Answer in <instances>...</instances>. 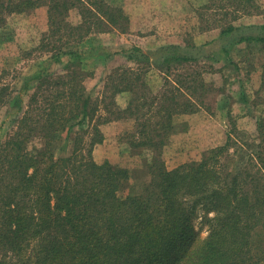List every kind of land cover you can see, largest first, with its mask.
<instances>
[{"label": "trees", "instance_id": "trees-1", "mask_svg": "<svg viewBox=\"0 0 264 264\" xmlns=\"http://www.w3.org/2000/svg\"><path fill=\"white\" fill-rule=\"evenodd\" d=\"M220 2L215 11L222 14L229 13L230 6V11L245 7L247 12L259 7L257 0ZM41 5L47 7L48 30L38 48L49 56L23 79L16 95L27 93L26 108L16 104L20 115L12 122V132L0 140V264H264L262 123L256 120L258 136L247 142L256 150L243 165L239 161L229 169L221 158L232 141L228 134L225 143L204 151L200 160L167 168L162 149L174 128V114L200 108L196 92L203 88V78L188 72V79L179 74L173 79L166 70L163 84L168 87L148 93L141 67L115 66L103 77L102 95L92 96L84 85L82 54L72 44L92 32L126 31L128 15L106 0H0V28L6 13ZM72 8L80 13L79 23L67 20ZM219 37L221 42L208 43L219 47L200 57L228 55L230 47L241 42L264 48V23L229 21L220 26ZM193 49L167 44L145 51L129 46L120 53L138 66L154 62L169 68L172 63L197 62ZM59 63L63 73L53 75L50 67ZM8 92L9 85H0V107ZM120 92L130 93L125 108L115 103ZM101 109L116 117L135 115L136 128L127 133V143L133 151L145 147L156 153L148 171L134 177L133 192L124 197L118 189L129 178L128 169L97 163L90 151L78 150L86 132L90 144L102 140L98 124L110 115L99 114ZM77 125L82 132L73 134ZM61 133L73 137V148L68 155L56 156L53 145ZM199 210L208 227L205 236L195 229Z\"/></svg>", "mask_w": 264, "mask_h": 264}, {"label": "rangeland", "instance_id": "rangeland-1", "mask_svg": "<svg viewBox=\"0 0 264 264\" xmlns=\"http://www.w3.org/2000/svg\"><path fill=\"white\" fill-rule=\"evenodd\" d=\"M106 2L113 7H120L126 15L129 13L133 15V11H136L138 4L142 1L106 0ZM257 2L258 9L252 8L251 12H247L248 8L245 7H235L234 11L237 9L238 11L233 14L231 12L234 11H230L232 8L230 6L226 8L229 13L222 14L215 11H219L220 0L215 3L210 0H151L152 6L148 16L157 17L160 20L164 15H167L171 18L169 21L165 19L150 23L147 15L142 13L141 15L137 14L138 19H134V26L138 30L135 28L131 32L129 16L126 31L110 30L135 34L134 38L140 40L142 45L137 47L145 51L162 45L174 44L185 48L192 47L194 53L199 55L197 62L188 65L172 63L171 67L167 68L161 62L160 65L153 62L148 66L144 62L138 66L136 62L128 60L120 53V49L125 45H111L109 48L113 49H108L111 54L108 58H110L109 61L112 60L113 67H141L142 77L150 88L148 93L162 91L164 85L168 87V84H163L166 70L170 72L173 79L179 74L184 80L188 72L193 76L200 75L203 78L204 86L202 89L198 88L196 92L200 108L195 111L174 114V128L170 130L171 133L167 137L168 143L162 149V160L167 168L173 169L182 163L200 160L204 151L225 143L228 134L232 141L227 145L228 151L221 158L226 160L229 169L239 161L243 165L250 157L249 152H255L256 148L248 146L247 142H252V139L258 136L257 119L264 128V48L258 49L259 45L250 47L247 43L241 42L232 45L228 55L220 52V56L217 58L200 56L209 49L219 47L218 43L221 42L219 31L222 24L229 21L235 24L264 23V0H257ZM46 14V5L27 12L5 14L6 22L0 28V67L4 64L0 71V84L9 85L10 92L7 93V101L0 107V140L5 139L12 132V122L20 115L16 104L21 102L22 108H26L27 93H22L20 98L16 95L20 84L22 86L23 79L34 74L41 62L49 56L47 51L38 48L44 32L37 40L34 37L39 34ZM78 17H80L78 9L72 8L68 13L67 20L75 24L79 20ZM137 22H141V29L137 26L138 24L136 25ZM97 33L99 32H92L90 35ZM158 33L174 35V37L169 40L163 36L157 40L158 35L155 40H152ZM216 39L220 41L215 42L218 44L217 46L208 45L209 41ZM164 41L165 43L161 44ZM149 45H152V48H148ZM78 48L82 54L81 62L84 69L87 72L93 71V75H88L89 73L86 72L87 77L84 80L86 90L93 91L92 96H100L103 91L105 70L102 67L98 70L94 68H97V65L102 66L104 63L97 62V64L92 59L91 52L98 55L103 50L101 48L89 49L90 47L87 45H81ZM202 50L204 51L202 52ZM226 58H230V60L228 61ZM50 68L53 75L63 73L61 63L52 64ZM97 71L99 72L96 73ZM27 72L30 74H26ZM139 89L144 91V89ZM242 91L246 95L245 101ZM169 92L170 90L167 93ZM122 93L115 95V103L118 107L125 108L122 107V103H124L121 97ZM128 95L129 100L130 93ZM147 108L148 106L144 110ZM153 112H149L147 115L153 114ZM99 114L110 115L108 121L98 124L102 140L90 144V135L86 132L80 139L78 150L85 154L90 151L91 158L97 163L108 161L128 169L129 178L124 180L118 189V195L124 197L133 192L132 186L136 182L134 177L148 171V165L156 153L145 147H138L137 151H133L134 147L127 143V133L133 132L136 128L135 115L125 113L122 117H116L115 113L106 114L102 109ZM234 127L236 130H233ZM73 130V134L77 131L82 132V128L78 125ZM72 148L73 137L66 138L64 133L63 135L61 133L54 141L53 150L56 156L68 155ZM147 177L142 179L145 180ZM195 229L200 236H205L208 233V227L202 223V210L198 211L195 218Z\"/></svg>", "mask_w": 264, "mask_h": 264}, {"label": "crops", "instance_id": "crops-1", "mask_svg": "<svg viewBox=\"0 0 264 264\" xmlns=\"http://www.w3.org/2000/svg\"><path fill=\"white\" fill-rule=\"evenodd\" d=\"M132 1H134V0H132ZM135 1H139V2L142 1V2L138 4L136 11H133V15H132V13H129L128 14V16L130 17V21H131V27H130L131 32H133V30L135 28L138 30V28L134 26L135 25L134 24V19H138L137 14L138 15H141L142 13H145L143 15H145V16L147 15L148 19L150 20V23H152V22L155 23V21H160V20H165V19L167 21H169L171 19L167 15H164L163 18H160V20L157 19V17L156 18L155 17H153V18L152 17H149L148 16V13H149V10L151 9V6H152L151 5V0H135ZM46 19H47V16H46ZM46 19L44 17V21H43L44 23H42V27L39 30V34L38 35L37 34L34 35V37H35L36 40L38 38H40L41 34L43 32H46L47 29H48V24H47V20ZM78 19H77L78 21L76 20L77 22H75V23H79L80 22V17H78ZM140 24H141V22L140 23L139 22L136 23V25L139 28L140 27L142 28V26H140ZM131 32H128V33H120V32H117L116 30H114V31L99 32L97 34L88 35L80 43H74V44H72V48H76L77 50H79L78 47H80L81 45H87V46L90 47L89 49H91V48H101L103 50V52L100 53V54H98V55L92 56L93 57L92 59H94V61L96 63L97 62H103L104 63L102 66H98L97 65V68H94V69L95 70H98V69H100V67H102L105 70L104 73H103L104 74L103 76H105L110 71V69L114 66V64L112 63V60L109 61L110 58H108L106 56V53H108V51H109L108 49H113V48H109V46H111V45H118V46L119 45L120 46H124L125 45V47H127V46L129 47V46H132V45L133 46H139V47L142 46L140 44L141 41L140 40H137V38L135 39L134 37L136 35L133 34V33H131ZM157 36H158L157 40L159 38L163 37V36L169 38V40L171 39V37H174V35H171L170 36L169 34L166 35V34L163 33V35H162V34L158 33L156 36H154V38L152 40H155ZM163 43H165V41L164 42H161V44H163ZM166 43H169V42H166ZM152 45H149L148 48H152ZM23 49H25V48H23ZM3 65H2V67H0V71L3 69ZM98 72L99 71H97L96 73H98ZM26 74H30V73L27 72ZM26 74H24V75H26ZM24 75H22V76H24ZM20 80L22 81V79H20ZM0 85H4V84L2 83ZM20 87H21V84L19 86V89H20ZM121 97L123 98V101H124V103H122V107H126V105L128 103V97H129L128 93L127 92H123Z\"/></svg>", "mask_w": 264, "mask_h": 264}]
</instances>
